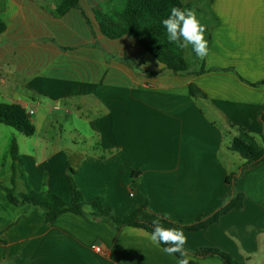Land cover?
Segmentation results:
<instances>
[{
	"label": "crops",
	"instance_id": "crops-1",
	"mask_svg": "<svg viewBox=\"0 0 264 264\" xmlns=\"http://www.w3.org/2000/svg\"><path fill=\"white\" fill-rule=\"evenodd\" d=\"M60 3L0 0V104L33 111L36 127L28 137L0 124V182L18 194L30 187L71 203L72 169L87 203L101 198L120 218L148 205L142 219L152 222L153 212L181 225L213 214L239 192L243 208L209 227L161 224L184 232L192 264H224L193 256L198 248L264 264V163L243 171L234 188L227 180L244 163L231 150L242 130L264 148V0H211L208 54L178 74L135 38L103 35L95 8L83 0L58 17ZM191 86L205 97L192 96ZM60 109L64 121L92 133H51L63 127ZM13 141L21 158L16 175ZM86 212L48 222L40 207H16L0 190V264H178L150 232Z\"/></svg>",
	"mask_w": 264,
	"mask_h": 264
},
{
	"label": "trees",
	"instance_id": "trees-1",
	"mask_svg": "<svg viewBox=\"0 0 264 264\" xmlns=\"http://www.w3.org/2000/svg\"><path fill=\"white\" fill-rule=\"evenodd\" d=\"M80 1L62 0L56 9V15L61 17L70 10L79 8ZM174 7L182 10L189 9L181 0H125L124 8L118 12L105 14L95 9L94 13L102 34L107 38L111 40H117L125 36L135 38L145 51L152 54L168 69L178 74L188 71L189 68L185 59V49L177 48L174 44L168 42L166 29L161 23L163 19L168 18L171 14V9ZM5 29V24L0 21V33H3ZM190 90L192 96L199 94L205 97V94L197 91L194 86H191ZM261 121L264 129V111L261 115ZM0 124L7 125L28 137L36 133V127L31 116L22 105L17 103L0 104ZM231 150L238 153L244 160L240 173H233L227 179L234 188V181L243 171L264 163V148L257 143L252 135L242 130L233 139ZM10 154L14 162V175H16L21 165V158L18 145L15 141L12 143ZM72 173L73 170L71 169L69 176L73 194V201L71 203H67L62 197L52 191L37 192L28 187L26 192L18 194L14 188L5 187L1 182L0 190L6 193L9 202L16 207L26 204L40 207L44 210V215L48 222L55 221L58 216L64 213L84 215L87 213V208H84V205L87 204L94 210L90 212L91 215L109 217L117 227L130 226L142 228L150 233L153 232L152 222L142 219L144 212L150 211L148 205L142 206L130 216L120 218L113 213L111 208L104 206V200L101 198H97L90 204L87 203L82 192L78 189ZM244 201L245 195L235 192L216 212L207 217H199L194 223L189 225H181L166 216L151 213L185 230L197 231L219 222L224 215L232 210L242 209ZM160 245L162 247L171 246L162 243ZM190 253L200 258L219 257L224 264H239L231 255L217 248H198ZM174 255L181 259L179 253ZM189 264H192V261L189 260Z\"/></svg>",
	"mask_w": 264,
	"mask_h": 264
},
{
	"label": "clouds",
	"instance_id": "clouds-1",
	"mask_svg": "<svg viewBox=\"0 0 264 264\" xmlns=\"http://www.w3.org/2000/svg\"><path fill=\"white\" fill-rule=\"evenodd\" d=\"M166 29L168 42L174 44L177 48L186 49L190 44L193 51L199 59H203L208 54L207 41L204 37L205 27L197 19L193 9L172 8L168 18L161 21ZM89 212L94 211L90 205H84ZM153 232L150 240L159 246L171 245L164 247L162 251L172 256L180 254L181 259L178 264H189L188 252L184 249L187 243V237L182 230L176 228H165L161 224L159 217L152 220Z\"/></svg>",
	"mask_w": 264,
	"mask_h": 264
},
{
	"label": "rangeland",
	"instance_id": "rangeland-1",
	"mask_svg": "<svg viewBox=\"0 0 264 264\" xmlns=\"http://www.w3.org/2000/svg\"><path fill=\"white\" fill-rule=\"evenodd\" d=\"M44 1H52L54 4H56V3H60L62 0H44ZM181 1L183 3H187V4L189 3L188 8L193 9L195 11L197 19L205 27L204 37H205V40L207 41V36H208L207 31H208L209 27L214 25L216 22L215 18L211 15L210 10H209V3L211 0H203L202 5L198 4L199 0H181ZM82 5L88 9H91L93 7L97 11L100 10L101 12H103L105 14H113V13L118 12L124 8L125 0H83ZM185 51H186V58L185 59L189 65V67L198 68L199 64H200V66L202 65L203 59H199L196 56V53L193 51V47L191 44L185 49ZM58 73L59 72H54V75H57ZM60 107L62 109H64V105L60 104ZM56 113H57V116H59V118L61 119V121H62L61 124L63 125V127H61L59 125L58 126L55 125L54 126L55 130L52 131V129H51L50 130L51 133L53 132L56 134H62L63 136H69L74 132V128L81 129L82 133H84V134L87 133L88 135H90L92 133L90 126H86L83 128L79 125V122L77 120H75L73 122L64 121V117H62L63 115H66L64 110L60 109V110H58V112L55 111V114ZM62 118H63V120H62ZM44 131H46V130H44Z\"/></svg>",
	"mask_w": 264,
	"mask_h": 264
},
{
	"label": "built area",
	"instance_id": "built-area-1",
	"mask_svg": "<svg viewBox=\"0 0 264 264\" xmlns=\"http://www.w3.org/2000/svg\"><path fill=\"white\" fill-rule=\"evenodd\" d=\"M33 113H34V112H33V111H31V112H29V115L31 116Z\"/></svg>",
	"mask_w": 264,
	"mask_h": 264
}]
</instances>
